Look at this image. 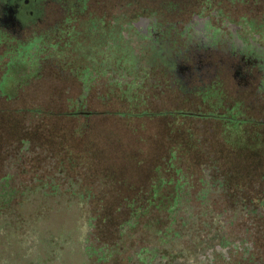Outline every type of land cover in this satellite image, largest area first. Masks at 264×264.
Returning <instances> with one entry per match:
<instances>
[{
    "label": "rangeland",
    "instance_id": "374dc122",
    "mask_svg": "<svg viewBox=\"0 0 264 264\" xmlns=\"http://www.w3.org/2000/svg\"><path fill=\"white\" fill-rule=\"evenodd\" d=\"M59 1L62 4V10L58 19H63L65 12L74 10L69 6H73L75 2L74 0ZM90 29L93 33L86 37L80 32L69 31L71 44L67 48V55L73 57L72 62L77 65L82 62L85 64L91 59H99L104 64L113 62L109 70L117 72L120 80L133 82L129 83L127 88V84L124 83L118 88L115 84L107 85L103 80L100 83L101 87H92L91 98L86 102L87 110L93 112L90 118L91 127L89 133L81 137L73 134V129L78 123L77 119L67 118L61 113L65 109L68 110L67 99L76 97L81 91L80 84L74 77L64 75L63 78L57 79V84L55 80L54 85L49 80L46 83L43 77L40 80H31L27 86L23 87L24 90L19 91L21 93L17 99L8 97V100L4 99L7 102L0 100V131L3 133L0 135V172H3L0 175V264H136L133 255L139 245H145L158 251L152 264H224V261L228 259L223 262L221 259L220 262L219 259L222 257L217 255L214 261L210 259L211 256L208 253L213 247L211 242H214V239L216 242L218 234L227 231H225V226L228 227L227 235L231 237L229 264H233V261H237L235 257L240 255V251H234L235 241L244 236L252 241L255 236H258L256 224L259 220L256 219L257 210L253 201L238 202L237 205H232L233 198H228L229 194L223 193L221 194L223 198L213 197L200 205L194 197L195 192L197 194V191L201 189L200 180H207L209 176H213L210 165H198L206 160L207 152L204 154L201 149L197 150L199 147L185 146L191 142L192 138L189 139L184 131L180 133L178 130L173 132L169 130L166 119L163 117L161 119L154 116L144 117L129 125L126 122L132 123L133 121L130 122L123 117L127 115L132 116V119H137L140 116H134L135 114L141 109H148L147 106L144 107V104L142 106L137 103L143 99L141 96L137 98L134 94L136 88L142 83L137 77L146 70L143 68L146 67L145 57L147 55L138 53V47L133 43L130 49L124 42L121 43L115 38V34H112V37L105 35L112 29L110 22L104 17H98L96 21H93ZM61 33L62 29L57 25L56 27L54 25L40 26L35 37L36 41L42 38L45 44L48 42L47 39L55 35L60 37ZM0 35L2 40L11 42L6 35ZM78 37H80L79 40H76ZM2 46L0 52L4 51L1 54L11 60L20 58L21 53L18 55L15 49L11 50L8 46ZM131 50L133 52H130ZM55 57L64 62L63 55L58 53ZM156 57L158 58V55ZM45 59L43 57L42 61ZM162 62L160 60V63ZM238 67L240 63L236 62L235 69L237 70ZM20 68L19 65H13L11 72H8L9 77L15 79L17 83L25 79L22 68ZM40 70L42 71L40 74L43 73L45 76L48 74L45 69ZM6 73L0 76V97L2 98H5L1 88L4 83L2 79H5ZM239 74L240 79L243 80L250 81L254 78L244 71ZM234 80L239 81V78L234 77ZM52 88L55 89L54 94ZM122 89L125 90L122 91ZM109 91H112L109 100L97 97L98 93L105 95ZM140 94L143 98L145 97L142 89ZM157 94L156 90L151 89L148 95L153 106L152 110L158 111L173 106L172 93L164 94L162 97H158ZM48 106L53 109L50 111L45 109ZM37 108L44 110L43 113L35 114ZM4 111H8L6 115L3 114ZM230 111V107L219 108L218 113L213 112L218 116L211 117L210 120H206V123L210 127L220 125L223 122L221 115H224L223 118L230 122L237 121L231 118L233 115ZM172 112L179 111L173 110L170 114ZM3 116H14L15 118L6 119ZM78 117L80 118L81 115ZM238 123H241L240 120ZM46 124L48 128L38 130ZM23 126L29 132L28 152L23 151L28 149L24 140L16 142L17 144L12 142V146L20 148L21 151L6 149V141L14 137L10 135V132L18 134L24 130L20 129ZM76 130L79 131V128L77 127ZM232 135L230 133V136ZM191 136L193 137V134ZM232 138L233 142L229 139V143L234 146L242 144L260 146V141H252L253 138L249 142L245 141L243 133H235ZM208 143L210 146L208 145L207 150L214 152L213 158L215 156L225 161L240 159L228 156L219 135L214 134V139L212 138ZM45 146L55 149L53 154L65 156L64 161L66 158L70 159L71 163H66L64 171L56 173L53 168L51 169L55 158L48 159L47 155H43ZM88 147L93 161L112 159L117 178L121 179L126 175L129 183L134 184L136 190L130 188L128 192L125 190L126 187L121 186L129 197H132L138 188H145L151 178L156 177L158 181L161 179L162 183L164 180L168 183L169 174L177 171L176 181L180 187L187 186L189 198L185 197L186 200H182L183 203L179 208L177 204L166 205L168 199L164 203L159 201V206L157 205L152 211L154 213L151 215L155 214L153 217H139L135 213L141 210L138 206H134L132 224L125 223L119 229L118 225L123 219L116 206L121 196L116 193L118 190L116 187L112 186L110 190H107L104 184H97L99 181L105 182L104 176L98 173V177L94 178L96 187H101V189L96 188L97 194H102L105 198L106 206L103 208L92 205L91 200L87 198L90 191L81 193L71 188L73 183H76L74 189H83L84 185H90L85 181L88 178H84L88 171L87 164H89L85 157ZM169 150L176 157H173L172 152L169 156ZM132 154L137 157L134 163L131 161ZM20 159L24 161L21 162ZM158 163H160L161 172L156 175L153 168ZM23 165H25V174L21 173L19 168ZM177 167H179V172ZM221 167L229 168L226 164H222ZM216 170L219 172L218 167ZM79 180L83 184L80 186L82 188L78 186ZM120 182L125 186L128 185L123 181ZM213 184L221 186L219 182H210L207 187ZM211 195L221 196L220 194ZM116 197L118 200L114 199ZM222 202H225L226 206H221ZM261 205L264 206L262 203ZM102 213L109 217L108 220L100 223L99 216ZM93 215L97 216L94 222L98 225L92 228L90 224L93 222ZM226 219H229V222L224 223ZM130 225L133 226L130 227ZM245 228L248 230L244 231ZM112 243L119 246L118 248L114 246L113 250L115 247L117 249L114 251V256L105 262L109 251V245L106 244L111 245ZM245 251H247L246 258L250 259L248 264H255L256 247L249 246L247 242L242 255Z\"/></svg>",
    "mask_w": 264,
    "mask_h": 264
},
{
    "label": "flooded vegetation",
    "instance_id": "af4514ba",
    "mask_svg": "<svg viewBox=\"0 0 264 264\" xmlns=\"http://www.w3.org/2000/svg\"><path fill=\"white\" fill-rule=\"evenodd\" d=\"M73 2H75L73 6L69 7L74 10L65 12L63 19H58L62 10L59 0H0V34L11 39V42H6L0 35V49L4 45L11 50L15 49L18 55L21 53L20 58L11 60L1 54L4 50L0 52V76L7 72L1 86L5 98L0 97V100H8V97L17 99L21 93L19 91L24 90L23 87L31 80H40L43 77L46 83L49 80L54 85L55 80L57 84V79L69 75L78 81L81 91L76 97L67 99L66 102L69 103L67 107L72 113L84 116L93 113L86 107V102L91 98L92 87H101L100 83L105 80L107 85L115 84L120 88L124 83L127 84V88L133 81L124 82V79L120 80L117 72L110 71L113 62L104 64L99 59H91L85 64L82 62L77 65L72 62L73 57L67 55V48L71 44L70 32H80L86 37L93 33L90 29L91 23L98 17H104L110 22L112 29L105 35L112 37V34H115V38L121 43L124 42L130 49L133 43L137 45L138 53L147 55L146 67L143 68L146 70L141 75L136 74L139 75L137 78H140L142 83L134 94L137 98L143 99L137 103L148 107L147 110L141 109L139 114L143 112L146 117L165 118L169 130L172 132L178 130L180 133L184 131L189 139L192 138L185 146L199 147L197 150L201 149L204 154L207 152L206 160L198 165H210L213 176H209L207 180H200L202 186L197 194L195 192V199L202 205V202L213 197L223 198L221 194L226 193L229 194L228 198H233L232 205L253 201L257 210L256 219L259 220V223L256 222L258 236L252 241L247 240L245 236L235 241L234 251H240V255L235 257L237 261H233V264H248L250 259L246 258L247 251L242 255L247 242L249 246L256 247L255 264H264V206L261 205L264 204V0H74ZM53 25L62 29L60 37L55 35L54 39H47L48 42L45 44L42 38L36 41L35 36L40 26ZM58 53L64 56V62L55 57ZM43 57L46 58L44 61H42ZM160 60L163 62L160 63ZM236 62L240 63L237 70ZM13 65L22 68L25 75L23 83H17L15 79L9 77L8 72H11ZM39 68L45 69L48 74L46 76L40 74L42 71ZM242 71L254 77L251 78L253 80L240 79L239 73ZM234 77L239 78V81H235ZM141 89L144 98L140 94ZM151 89L158 92V97L172 93V98H175L171 101L173 106L158 111L152 110L153 106L148 96ZM54 92L55 89L52 88V93ZM111 94L112 91L105 95L98 93L97 97L109 100ZM222 107H230L233 115L231 118L237 121L230 122L221 115L223 122L219 123L220 125L208 126L206 120L217 117L215 113H218L219 108ZM47 108L49 111L53 109L50 106ZM77 108L81 110L78 111ZM173 110L179 112L170 114ZM70 111L66 110L68 114L71 113ZM7 112L4 111L3 114L6 115ZM239 120L241 123H238ZM226 133L230 140H232L230 133L233 135L243 133L245 141L249 142L253 138L252 141H260V146L251 144L234 146L226 141L224 148L228 156L241 160L225 161L215 156L213 158L214 152L207 150L208 145L210 146L208 141L214 139V134L225 140L222 134ZM2 134L0 131V135ZM10 135L13 133L10 132ZM13 136L10 142L6 143V149L14 147L12 142L17 144L16 142L22 140L18 135ZM15 150L19 151L20 148L15 147ZM248 157L250 159H243ZM222 164H226L229 168H222ZM217 167L219 172L216 170ZM210 182H219L221 186L213 184L207 187ZM127 192L116 191L118 196L127 195ZM138 192L139 190L135 191L132 196L138 195ZM76 194L79 197V194ZM225 202L220 205L226 206ZM227 221L229 222V219L224 223ZM96 225L98 223L90 224L92 228ZM247 230L248 228H245L244 231ZM225 231L218 234L216 242L215 239L211 242L213 247L208 254L214 261L217 255L222 257H219L220 262L221 259L222 262L228 259L224 264H229L231 237L227 235L226 226ZM107 245L109 251L105 262L114 256V251L117 250L116 247L113 250L114 246L117 248L119 246L115 243ZM157 253L155 249L139 245L133 255L134 263L152 264Z\"/></svg>",
    "mask_w": 264,
    "mask_h": 264
},
{
    "label": "trees",
    "instance_id": "16d2710c",
    "mask_svg": "<svg viewBox=\"0 0 264 264\" xmlns=\"http://www.w3.org/2000/svg\"><path fill=\"white\" fill-rule=\"evenodd\" d=\"M23 70H25V67L24 66H23ZM45 109H48L49 110V108H45ZM77 110L79 111L81 109L80 108H77ZM43 111L44 110L37 108L36 113L37 114L38 113L41 114V113H43ZM68 111H70V109H68ZM61 113H62V115H64L67 118L77 119L78 123L75 126V128L73 129V134L74 135L81 137V136H85L87 133H89V129L91 127L90 118L93 115L92 113L91 114L84 115V116H81L80 118L78 117L79 116L78 114H74L72 112L70 114L66 113V109L63 112H61ZM134 116H140V117H138L137 119H132L131 118L132 116H127V115L123 116L128 121H130V122L133 121L132 123H127L126 122L127 125L134 124V121H138V120H141L144 117H146L143 112L141 113V115L139 113H137ZM77 127L79 128V131L76 130ZM46 128H48V124H46V125H44L42 127H39L38 130H42V129L45 130ZM20 129H24V130H22L18 134L15 133L13 135H18V138L19 139H22V140L25 141L24 143L28 145L27 146L28 149H24L23 151L28 152L29 147H30L29 146L30 145V141L27 138L28 135H29L28 134L29 132L25 128V126L20 127ZM46 131H48V130H46ZM51 133H53V132H51ZM51 133H50V135H51ZM222 136L225 137V140L223 138H221V137H220V139H221V141L224 144H226V141H229V139H228L229 135L226 133V134H222ZM232 137H233V135L230 136V138L233 140ZM232 140H230V141H232ZM9 142H10V140L9 141H6V143H9ZM138 142H140V141H138ZM48 146H45L46 147V148H44L45 153L43 155H47L46 158H48V159L49 158L52 159V157L55 158V161H52V164H51L52 167H51V169L53 168V170L56 173H61L62 171H64L63 169L66 167V163H71V161H70L69 158H66V160L64 161L65 156H62V155H59V154H53L54 151H55V149H52V148H50ZM47 147L49 149H47ZM169 147H170L169 149H171V146H169ZM13 149L15 150V147H13L12 150ZM168 152H169V156H170V153L172 151L169 150ZM177 153L179 154L178 151H177ZM169 156H165V158H169ZM85 157L87 158L89 164H87L88 171L86 170L87 171V174L84 176V178H88L85 181L88 182L90 185H84L83 186V184L79 180L78 186L79 187L80 186H83V189L84 190L83 189H74L76 183H73V187H71V188L73 189V191L76 190V192H77L79 190V191H81V193L84 192V191H87V190L90 191V195L89 196L87 195V198H89L91 200L92 205L94 204L95 206L100 207V208H103V207L106 206V202L104 201V199H105L104 196L103 195L101 196V195L95 193V191H97L96 188L98 186L96 187V179H94V178L98 177L97 176L98 173H100L102 176H104L105 182H100L99 181L97 184H104L106 186V188H108L107 190H110V188L112 186L113 187H117L118 190H122V191H125V190L128 191L130 188L132 190H136V187L134 186V184L129 183V180L126 179L127 178L126 175L123 176L124 178H121V179L120 178H117L116 173H115L114 168H113V163L111 161L112 159L111 160H108V161L107 160H102V161H99V162L93 161L92 158H91V155H90L89 147L86 150V156ZM173 157H176L175 154L173 155ZM180 157H181V155H180ZM136 158L137 157L134 156L133 154L131 155V161H132V163H134V161H135ZM87 160H85V161L87 162ZM23 161L24 160H21V162H23ZM161 162H162V160H161ZM160 163H158L153 168V170L155 171L156 175H158V172H161V170H160ZM21 166H19V168L21 169V173L25 174V170H24L25 165H23V167H21ZM178 169H179V167H177V170ZM178 172H179V170H178ZM2 173L0 172V175H2ZM169 175H170V178H169L170 180H169L168 183H166L165 180L162 183L161 179H159V181H158L156 179V177H154V178H151L150 179L149 183L146 185L145 188L137 189V190H139L138 195L132 196V197H129L128 195H120L121 197L118 198L120 201L117 204L116 209H117V211L120 212V214H122V216L121 215L120 216L122 217L123 220L118 225L119 226V229H121V227L125 223L132 224V220H134L133 219V214L134 213H132V211L135 210V208H133L134 206H138V209L141 210L139 213H135L139 217H141V218H145L146 216L147 217L148 216L153 217V216H155V214L152 216L151 214L154 213L152 211L154 209H156L155 207L158 205V202L159 201H160V203H161V201H162V203H164L168 199L169 201L166 202V205L169 206L170 204L171 205L177 204V208H179V206H181L182 203H183L182 200H184V199L186 200V198H189L188 197V194H187L188 193V190H186V187L187 186L180 187L178 185V182L176 181L177 180V178H176L177 171L176 172H171V174H169ZM81 176L83 177L82 174H81ZM161 177H162V175H161ZM120 181H123L125 183H128V185L125 186ZM159 184H161V185L159 186ZM121 186L126 187V189L123 190ZM80 188H82V187H80ZM98 188L101 189L100 186ZM162 188H164V189H162ZM156 190H158V191L156 192ZM66 192H67V189H66ZM84 195H86V194L84 193ZM167 195H168V197H166ZM114 199H117V197L114 198ZM96 217H97L96 215L95 216L93 215V222H92V224L94 223V220L96 219ZM108 217H109V215L106 216L104 213L100 214V216H99L100 223L101 222H105L106 220H108L107 219ZM97 220L99 221V219H97ZM109 221H111V220H109ZM132 226L133 225H130V227H132Z\"/></svg>",
    "mask_w": 264,
    "mask_h": 264
}]
</instances>
